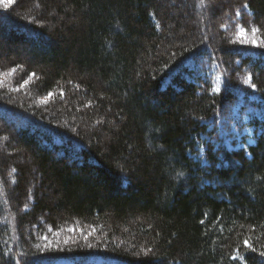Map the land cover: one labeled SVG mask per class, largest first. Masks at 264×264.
Returning a JSON list of instances; mask_svg holds the SVG:
<instances>
[{"label": "trees", "instance_id": "1", "mask_svg": "<svg viewBox=\"0 0 264 264\" xmlns=\"http://www.w3.org/2000/svg\"><path fill=\"white\" fill-rule=\"evenodd\" d=\"M4 67L0 264H264V0H16Z\"/></svg>", "mask_w": 264, "mask_h": 264}, {"label": "rangeland", "instance_id": "2", "mask_svg": "<svg viewBox=\"0 0 264 264\" xmlns=\"http://www.w3.org/2000/svg\"><path fill=\"white\" fill-rule=\"evenodd\" d=\"M16 0H0V8L9 11V8H11L15 4ZM8 9V10H7ZM239 20V18H238ZM231 21V20H230ZM239 21L237 20H232V22H228L230 27L229 29L227 28L228 31L232 30L231 35L233 36V39L236 44L244 45L245 46H257L258 38H256V31L254 32L252 28H247L244 25L238 24ZM226 30V28H223ZM242 45V46H243ZM15 69V71H13ZM21 69H16V68H9V67H4L2 70L3 72L0 71V87L3 85H9L11 82L16 84V87L9 92H14L18 94V92L21 91H26L30 84L32 83V77H30L26 82H22L20 84H17V79L15 77L18 72H20ZM246 86L247 88H250L251 86V81L250 78L247 79ZM214 85H215V90L220 91L222 89V77L220 75H215L214 77ZM12 87V86H11ZM253 89V87H252ZM254 90V89H253ZM52 96L46 97L44 99H40L36 101L39 105H46L50 102ZM235 122H233L230 126L229 129L222 128L220 129L221 131V136L224 140L225 146L228 150L231 151H236L240 149H246L248 146L254 145L256 140H255V133L254 129L249 126V123L251 122L252 118V111H248V114L245 115L241 120H240V115H239V107L236 108L235 110ZM71 235L75 234L74 232H78V230H70L67 231ZM54 235H58V233H55ZM59 236V235H58ZM55 264H75L72 261H68L65 259H60L57 261ZM88 264H117L116 262L110 261V262H105L101 258H92L88 261Z\"/></svg>", "mask_w": 264, "mask_h": 264}, {"label": "snow or ice", "instance_id": "3", "mask_svg": "<svg viewBox=\"0 0 264 264\" xmlns=\"http://www.w3.org/2000/svg\"><path fill=\"white\" fill-rule=\"evenodd\" d=\"M245 7H247V5H245ZM253 31L255 32V31H257V29H253ZM13 71H15V69H13ZM51 95H52V94L49 93V96H51ZM244 244H245V246H249V245H248V241H244ZM261 255H264V252H262ZM233 259H236V257H233Z\"/></svg>", "mask_w": 264, "mask_h": 264}]
</instances>
